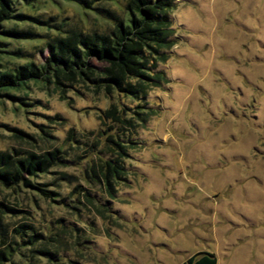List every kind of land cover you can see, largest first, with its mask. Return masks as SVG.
I'll return each instance as SVG.
<instances>
[{
  "label": "rangeland",
  "instance_id": "374dc122",
  "mask_svg": "<svg viewBox=\"0 0 264 264\" xmlns=\"http://www.w3.org/2000/svg\"><path fill=\"white\" fill-rule=\"evenodd\" d=\"M111 1L123 6L126 0ZM175 1L176 43L162 66L170 83L148 92L153 112L145 121L119 130L103 111L110 103L133 108L135 102L75 86L63 87L60 97L32 85L29 105L0 104V149L62 151L56 165L35 176L55 192L52 199H30L38 203L39 229L54 237L43 245L50 254L36 264H181L203 250L216 264H264V196L251 187H264V0ZM30 3L33 8L19 7L86 28L102 22L73 0ZM34 51L36 61L48 54ZM183 62L195 76L179 74ZM165 89L188 96L180 115L156 95ZM12 128L35 146L16 139ZM69 130L74 140L67 139ZM109 134L127 143V171L113 197L102 194L97 178L84 179Z\"/></svg>",
  "mask_w": 264,
  "mask_h": 264
},
{
  "label": "trees",
  "instance_id": "16d2710c",
  "mask_svg": "<svg viewBox=\"0 0 264 264\" xmlns=\"http://www.w3.org/2000/svg\"><path fill=\"white\" fill-rule=\"evenodd\" d=\"M30 1L37 0H0V104L29 105L32 85L60 97L63 87L75 86L116 101L135 102L133 108L110 103L103 111V118L115 128L130 127L137 119L145 121L153 112L148 92L169 82L162 66L176 43L171 18L176 1L126 0L117 6L111 0H73L93 8L105 23L90 28L44 13L28 14L22 8H33ZM42 48L48 54L36 61L34 50ZM12 130L16 139L35 146L24 139L29 138L27 134ZM74 133L69 130L67 139L74 140ZM115 138L107 136L106 151L96 152L84 174L85 180L97 178L107 197H113L116 182L127 171L123 159L127 143ZM61 152L59 147L42 152L13 146L0 149V264H36L38 256L50 254L43 245H50L48 240L54 237L39 229L38 203L30 199H52L55 192L44 188L35 176L56 165ZM103 152L107 157H101ZM81 195L87 198L88 194ZM216 262L212 252L203 250L181 264Z\"/></svg>",
  "mask_w": 264,
  "mask_h": 264
},
{
  "label": "clouds",
  "instance_id": "9594fccd",
  "mask_svg": "<svg viewBox=\"0 0 264 264\" xmlns=\"http://www.w3.org/2000/svg\"><path fill=\"white\" fill-rule=\"evenodd\" d=\"M190 15L192 17H195L196 21L198 23H203L200 19V16L198 13H195L194 11L190 10ZM180 63V62H178ZM179 74L181 76L184 75H192L195 76L196 74L193 72L192 68L187 64V62H183V68L179 69ZM170 83V82H167ZM219 94L221 97H226L228 94L226 91L220 90ZM157 96H162L164 98H166V102L167 105L171 108L175 110L174 116L175 115H180L181 113H183L185 111V101L188 99V96L186 94H183L179 91L170 93L167 89L163 90V91H158L156 92ZM182 97V98H181ZM174 118V117H173ZM169 123H171V121H169ZM259 131V130H258ZM168 135H170V130L167 134H165L164 136L161 137L162 140L167 141L168 139ZM143 167H151V165H143ZM253 189H255L256 192H258L259 194H261L262 196H264V187H261L259 184H252L251 186ZM133 191L139 192V189H132ZM146 195H151V192L149 191L148 188H145L144 190ZM225 201V204L229 203L228 198H223ZM149 203H151V201H149ZM240 207H245V208H250L251 206L244 203L243 201L238 202ZM129 208H138L139 206L137 204H135L134 202H130L128 204ZM259 207H264V205H260ZM225 211L227 212L228 209L225 208ZM229 215H231V212H228ZM262 219H264V216L261 217ZM233 219H235V217H233ZM264 230V229H262ZM224 244L227 245L228 244V240L227 238L224 239ZM223 264V262H222Z\"/></svg>",
  "mask_w": 264,
  "mask_h": 264
}]
</instances>
